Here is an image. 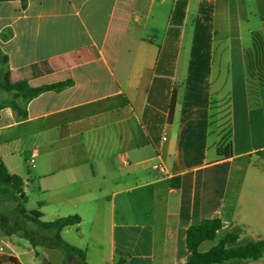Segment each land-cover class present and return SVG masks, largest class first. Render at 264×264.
Here are the masks:
<instances>
[{"label": "crops", "instance_id": "1", "mask_svg": "<svg viewBox=\"0 0 264 264\" xmlns=\"http://www.w3.org/2000/svg\"><path fill=\"white\" fill-rule=\"evenodd\" d=\"M241 13L240 0L0 2L9 83L72 82L16 99L25 118L0 108V161L41 221L80 217L61 237L86 264H184L186 231L204 219L222 227L199 252L233 229L264 240V87L247 92ZM0 247V264H81L18 236L0 233Z\"/></svg>", "mask_w": 264, "mask_h": 264}, {"label": "trees", "instance_id": "2", "mask_svg": "<svg viewBox=\"0 0 264 264\" xmlns=\"http://www.w3.org/2000/svg\"><path fill=\"white\" fill-rule=\"evenodd\" d=\"M19 1L21 8L25 9L27 0H0V2ZM257 16L264 21V0H256ZM3 63L7 58H2ZM245 62L247 69V92L251 99L257 97V90L264 87V41L261 37L253 34L252 48L245 51ZM71 81L59 82L51 85L31 86L28 83L11 85L8 81L7 72L4 73L0 82V92L10 97L0 105L11 108L18 116L25 118L26 110L21 108L16 99L31 100L46 91H59L69 85ZM213 105V103L211 104ZM222 106V113L227 118L224 134L217 144V154L220 158L227 159L232 155V143L230 140V122L228 107ZM211 108H214L212 106ZM211 114V118H212ZM212 124V123H211ZM0 192L9 195L15 203V210L20 220L11 221L8 214L0 212V233L4 236H18L26 239L32 248L43 247L58 250L64 255L76 256L81 264H86L83 250L69 244L61 237V231L68 226L77 225L80 217L77 215L58 218L51 222L41 221L42 214L39 210L27 211L24 208L26 196L23 192V183L20 177L8 172L6 166L0 161ZM28 224L34 226L37 232ZM222 227L219 219H204L197 224L190 226L185 234V247L188 252L187 261L184 264H219L230 259H251L264 258V240L246 241L238 243L239 230L233 229L225 238L206 252H199L198 246L203 241H213L216 232ZM37 256V252H35ZM10 264H17L9 260Z\"/></svg>", "mask_w": 264, "mask_h": 264}, {"label": "rangeland", "instance_id": "3", "mask_svg": "<svg viewBox=\"0 0 264 264\" xmlns=\"http://www.w3.org/2000/svg\"><path fill=\"white\" fill-rule=\"evenodd\" d=\"M240 9L242 13L240 14V33L242 37V42L245 48H250L252 46L253 34H258L262 41H264V21H262L256 14V0H240ZM246 49V50H247ZM5 73V67L2 64L0 59V82ZM10 97V95H6L0 92V105L5 102V99ZM214 109L212 110V128L216 131L225 130V122L227 118L224 113H222V108L219 105H214ZM221 128V129H219ZM30 205H25L24 208L28 211ZM0 212L4 214H8L11 218V221L20 220L18 213L15 210V203L12 201L9 195L2 194L0 192ZM29 227L33 228L37 232L39 231L37 228H34L33 225L28 224ZM40 232V231H39ZM58 253H62L58 250H55Z\"/></svg>", "mask_w": 264, "mask_h": 264}, {"label": "built area", "instance_id": "4", "mask_svg": "<svg viewBox=\"0 0 264 264\" xmlns=\"http://www.w3.org/2000/svg\"><path fill=\"white\" fill-rule=\"evenodd\" d=\"M164 139V138H163ZM31 162H33V160H31ZM125 163V162H124ZM1 252H2V247H0V254H1Z\"/></svg>", "mask_w": 264, "mask_h": 264}]
</instances>
